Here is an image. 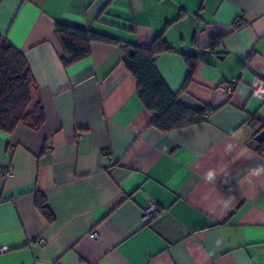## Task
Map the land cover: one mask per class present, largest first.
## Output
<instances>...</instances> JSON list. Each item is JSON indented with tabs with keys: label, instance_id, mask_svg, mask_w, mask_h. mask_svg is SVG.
<instances>
[{
	"label": "crops",
	"instance_id": "0c3cea01",
	"mask_svg": "<svg viewBox=\"0 0 264 264\" xmlns=\"http://www.w3.org/2000/svg\"><path fill=\"white\" fill-rule=\"evenodd\" d=\"M58 22L118 42L65 67ZM0 34L46 112L37 129L0 130V171H14L0 173V264H264V0H0ZM160 36L170 89L213 108L167 133L125 64L126 44ZM150 201L161 211L145 222Z\"/></svg>",
	"mask_w": 264,
	"mask_h": 264
},
{
	"label": "trees",
	"instance_id": "16d2710c",
	"mask_svg": "<svg viewBox=\"0 0 264 264\" xmlns=\"http://www.w3.org/2000/svg\"><path fill=\"white\" fill-rule=\"evenodd\" d=\"M54 33L65 52L62 57L65 67L87 58L95 41L118 42L91 29L63 22L55 25ZM125 48V64L137 80L139 98L154 113L152 125L155 128L167 133L207 120L213 112L211 106L194 109L185 105L159 73L155 63L156 57L168 48V43L162 36L157 37L149 46L126 44ZM185 58L190 69L188 81L196 60L188 56ZM35 83L25 55L0 34L1 131L11 134L20 124L37 129L45 123L44 106L32 96L31 89ZM36 206L49 222L54 221L55 215L40 191L36 193Z\"/></svg>",
	"mask_w": 264,
	"mask_h": 264
},
{
	"label": "built area",
	"instance_id": "2783aa9c",
	"mask_svg": "<svg viewBox=\"0 0 264 264\" xmlns=\"http://www.w3.org/2000/svg\"><path fill=\"white\" fill-rule=\"evenodd\" d=\"M238 79L234 78L230 81H226L222 84L221 88L229 93L233 92L235 87L238 85ZM0 173L6 178V179H10L14 176V171L12 168H4L1 169ZM161 211L160 206L155 203V202H148L145 206V208L143 209V220L145 222H153L157 216L159 215ZM93 236L95 238H98L99 234L97 231L93 232ZM40 242L44 243V240L41 239Z\"/></svg>",
	"mask_w": 264,
	"mask_h": 264
},
{
	"label": "water",
	"instance_id": "95a60500",
	"mask_svg": "<svg viewBox=\"0 0 264 264\" xmlns=\"http://www.w3.org/2000/svg\"><path fill=\"white\" fill-rule=\"evenodd\" d=\"M255 139L258 141V142H264V130H262L261 132H259L257 134V136L255 137Z\"/></svg>",
	"mask_w": 264,
	"mask_h": 264
},
{
	"label": "clouds",
	"instance_id": "9594fccd",
	"mask_svg": "<svg viewBox=\"0 0 264 264\" xmlns=\"http://www.w3.org/2000/svg\"><path fill=\"white\" fill-rule=\"evenodd\" d=\"M253 174H254V175H258L259 173H258V172H254Z\"/></svg>",
	"mask_w": 264,
	"mask_h": 264
}]
</instances>
